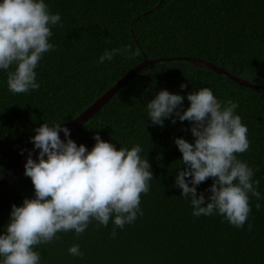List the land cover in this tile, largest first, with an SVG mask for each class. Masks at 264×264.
<instances>
[{"label":"trees","instance_id":"16d2710c","mask_svg":"<svg viewBox=\"0 0 264 264\" xmlns=\"http://www.w3.org/2000/svg\"><path fill=\"white\" fill-rule=\"evenodd\" d=\"M45 3L51 13H60L61 22L51 27L49 43L56 50L45 53L35 69L40 88L13 94L7 71L0 70V180L34 152L31 138L36 128L44 122L66 127L145 58L195 57L264 85V0ZM125 46L141 54L133 59L116 55L98 63L106 49ZM182 84L187 85L183 90ZM202 87L210 88L221 102H237L236 114L248 129L250 147L238 159L254 169L261 199L249 194L252 211L242 228L219 214L193 216L190 199L174 186L176 173L184 170L174 141L194 142L191 123L170 117L160 127L148 119L147 103L161 90L183 96L186 110L187 95ZM97 134L117 150L141 146L140 155L153 172L149 193L141 195L143 215L117 228L115 238L112 220L107 227L93 220L79 237L74 231L58 233L59 239L34 249L41 254V264H264V89L244 87L191 62H161L132 77L69 138L90 151ZM24 170L0 189V234L9 223L12 205L19 207L25 198H34ZM212 183V179L201 183L197 193H204L207 200L211 193L206 189ZM256 203L261 204L259 211ZM73 244H79L83 258L69 254Z\"/></svg>","mask_w":264,"mask_h":264},{"label":"clouds","instance_id":"9594fccd","mask_svg":"<svg viewBox=\"0 0 264 264\" xmlns=\"http://www.w3.org/2000/svg\"><path fill=\"white\" fill-rule=\"evenodd\" d=\"M60 22V13H51L45 0L0 2V70L7 71L10 92L26 94L40 88L35 69L45 53L56 50L49 40L51 27ZM140 54L130 46L106 49L98 63L116 55L133 59ZM180 87L183 90L187 85ZM187 100L190 106L184 110L183 96L161 90L147 103L153 125L163 127L170 117L192 125L193 143L183 138L174 141L184 165L176 173L174 186L190 199L193 216L219 214L233 227L242 228L252 211L249 194L257 201L261 194L257 190L260 181L253 180L254 169L238 159L250 147L247 126L236 114L238 103L221 102L208 87L189 93ZM171 122L175 124L176 119ZM35 133L31 143L39 154L34 160L29 152L24 165L34 198H25L19 207L12 205L9 223L0 234V264H41V254L34 249L59 239L58 233L74 231L79 237L93 220L104 227L112 220L115 238L117 228L143 215L141 195L149 193L153 172L148 159L141 157L139 144L117 150L97 134L89 151L70 139V130L60 123L44 122ZM208 179L213 183L206 189L211 193L206 200L204 193H197V186ZM255 207L259 211L261 204ZM68 252L80 258L84 255L79 244Z\"/></svg>","mask_w":264,"mask_h":264},{"label":"water","instance_id":"95a60500","mask_svg":"<svg viewBox=\"0 0 264 264\" xmlns=\"http://www.w3.org/2000/svg\"><path fill=\"white\" fill-rule=\"evenodd\" d=\"M173 61H187L191 62L199 67H203L209 70H212L219 74H225L232 81L248 88L253 89H264V85H258L252 83L247 79H243L238 77L224 68L195 57H187V56H177V57H166L159 59H147L145 58L143 62L134 67L131 71H129L124 77H122L118 83L112 87L110 90L106 91L101 97H99L93 104H91L86 110H84L80 115H78L71 123H69L66 127L70 130V135L75 131L79 130L86 122H88L95 114H97L107 103L111 101L112 98L120 91V89L137 73L141 72L143 69L150 65H155L161 62H173ZM60 138L65 140V136L63 132L60 133ZM39 154V150H35L32 152V159H36ZM29 156V155H28ZM28 156L20 161L14 168H12L4 177L0 180V189L6 185H8L12 179H14L20 172L24 170V165L27 162Z\"/></svg>","mask_w":264,"mask_h":264}]
</instances>
